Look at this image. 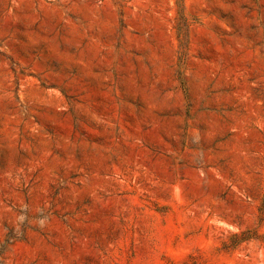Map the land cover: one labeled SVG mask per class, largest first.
Listing matches in <instances>:
<instances>
[{
  "label": "rangeland",
  "instance_id": "374dc122",
  "mask_svg": "<svg viewBox=\"0 0 264 264\" xmlns=\"http://www.w3.org/2000/svg\"><path fill=\"white\" fill-rule=\"evenodd\" d=\"M0 264H264V0H0Z\"/></svg>",
  "mask_w": 264,
  "mask_h": 264
}]
</instances>
